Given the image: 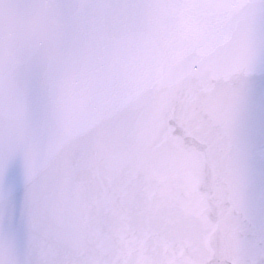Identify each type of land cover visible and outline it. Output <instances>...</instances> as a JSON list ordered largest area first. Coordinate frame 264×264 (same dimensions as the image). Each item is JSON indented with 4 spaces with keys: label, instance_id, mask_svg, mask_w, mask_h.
Returning a JSON list of instances; mask_svg holds the SVG:
<instances>
[{
    "label": "water",
    "instance_id": "95a60500",
    "mask_svg": "<svg viewBox=\"0 0 264 264\" xmlns=\"http://www.w3.org/2000/svg\"><path fill=\"white\" fill-rule=\"evenodd\" d=\"M260 4L0 0V152L15 161L23 187L22 237L0 241V264L119 255L129 238L110 221L123 184L156 168L137 127L151 126L161 106L195 98L225 69L230 79L248 76ZM36 79L45 97L39 116L29 101ZM81 95L87 105L67 138L70 102Z\"/></svg>",
    "mask_w": 264,
    "mask_h": 264
},
{
    "label": "snow or ice",
    "instance_id": "6c2138e0",
    "mask_svg": "<svg viewBox=\"0 0 264 264\" xmlns=\"http://www.w3.org/2000/svg\"><path fill=\"white\" fill-rule=\"evenodd\" d=\"M251 64L248 76L230 79L225 69L195 98L161 106L151 126L137 127L156 168L123 184L110 223L129 239L99 264H264V23ZM29 101L39 116L45 97L38 79ZM86 105L83 95L70 102L65 137L76 133ZM0 171V241L15 242L23 233V187L3 152ZM137 249L144 258L132 254Z\"/></svg>",
    "mask_w": 264,
    "mask_h": 264
}]
</instances>
